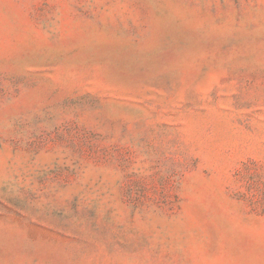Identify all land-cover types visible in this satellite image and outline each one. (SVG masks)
I'll return each mask as SVG.
<instances>
[{"label":"rangeland","instance_id":"obj_1","mask_svg":"<svg viewBox=\"0 0 264 264\" xmlns=\"http://www.w3.org/2000/svg\"><path fill=\"white\" fill-rule=\"evenodd\" d=\"M0 264H264V0H0Z\"/></svg>","mask_w":264,"mask_h":264}]
</instances>
